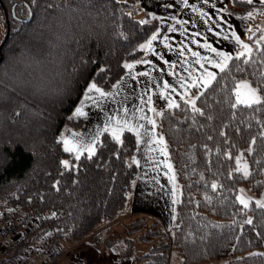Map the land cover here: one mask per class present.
Wrapping results in <instances>:
<instances>
[{"label": "trees", "instance_id": "obj_1", "mask_svg": "<svg viewBox=\"0 0 264 264\" xmlns=\"http://www.w3.org/2000/svg\"><path fill=\"white\" fill-rule=\"evenodd\" d=\"M225 10L251 18L246 43L264 32L263 4L230 0ZM3 25L0 202L50 214L58 245L82 242L128 206L139 175L137 140L130 131L120 139L104 133L94 153L76 159L63 147V132L84 126L73 113L86 89L111 90L144 56L159 20L140 0H0ZM243 46L206 89L165 109L153 98L176 186L175 223L171 234L145 216L122 232L109 227L105 246L122 249L125 260L170 264L175 251L183 264L229 256V264H264V253L249 255L264 250V206L238 197L242 186L264 191V39ZM242 80L258 88L260 102L237 104ZM239 156L248 176L238 170ZM137 243L150 247L136 255Z\"/></svg>", "mask_w": 264, "mask_h": 264}, {"label": "crops", "instance_id": "obj_2", "mask_svg": "<svg viewBox=\"0 0 264 264\" xmlns=\"http://www.w3.org/2000/svg\"><path fill=\"white\" fill-rule=\"evenodd\" d=\"M229 2L140 0L143 9L159 20L155 39L151 38L144 56L127 66L125 75L111 90L105 92L90 85L75 108L73 115L82 119L84 126L66 128L62 139L65 151L76 159L94 153L104 133L116 139L126 131L136 136L133 162L139 175L135 200L126 214L118 217L122 210L117 214L115 218L121 220L114 223L153 211L165 229H171L176 199L170 202L173 180L167 168L166 148L153 119V98L165 109L193 89H206L221 71L218 65H227L241 50L251 19L228 14L225 8ZM253 2L264 5L261 0ZM225 56L229 57L227 61ZM210 74L214 78L210 79Z\"/></svg>", "mask_w": 264, "mask_h": 264}, {"label": "rangeland", "instance_id": "obj_3", "mask_svg": "<svg viewBox=\"0 0 264 264\" xmlns=\"http://www.w3.org/2000/svg\"><path fill=\"white\" fill-rule=\"evenodd\" d=\"M5 34H6V28L3 25V26H1V29H0V42L4 38ZM263 39H264V32L260 35V37H257V39L254 40L253 43H246L247 42V40H246L243 43V45H247V50H250L251 48H254L253 44L255 42H257V44L260 45V43L262 42ZM244 48L245 47L243 46L242 49H244ZM252 89H255L257 95L260 97L258 88L256 86H254L253 84H251V82L249 80L240 81L237 85V88H236V102H237V104H254V103H257L253 100V98L251 96ZM237 165H238V170L241 171L244 174V176L249 175V168L247 165V161L243 158V156H239V158L237 159ZM167 168L169 171V177H170L171 181L173 180V182L171 183V201H170V202H172L173 200L175 201V199H176V186L174 183V177H173L171 167L168 166ZM135 186L136 185H134V188L132 191L133 193H131L132 195L129 196L128 206H126V208H124V210H122L120 212L118 217L126 214V212H128V208L131 205V202L133 200H135V197H134L135 191H137V190H135ZM238 197H239V201L244 205H249L251 202H256L257 204L264 206V191L261 192L260 194H257L255 191L252 192V190L249 187L242 186L240 188ZM149 212H150V210H149ZM173 213H171V216L173 218V224H172L170 230L165 229V227L163 226V223L161 222V218L157 214V212L151 211V213H147L144 216L150 222L155 220V219L159 220L161 225H162V228L167 233L171 234L173 232L174 223H175V210ZM134 218H136V217H134ZM134 218H132V219H134ZM115 219H120V218H114L113 221L103 224L102 226H100L96 230V232L94 234L90 235L89 237H87V239L83 240L82 242H79V243H76L73 245L65 244V243L60 244V246L62 248L66 249L68 251V256L63 259L61 264H135L134 258H132L133 260H131V259L125 260L123 258V251H121L122 249H119L116 247L115 248H109V247H106L105 245L102 248H100L96 244V238L95 237H96L97 233H99V232L105 233V239H106L108 236L107 230L109 227H113L120 232L123 231L122 226L126 222H124L123 220H122V222L117 220L118 222L116 221L117 223L115 222L116 223L115 224L114 223ZM135 246H136V255L144 254V252L150 247L146 243H137ZM259 253H264V250H255V251H252L251 253H249V255L250 254H259ZM233 258H234V256H229L228 258L222 259L218 262H214L213 264H229L228 262L230 260H232ZM170 264H183V260L177 255V253L175 251H173L171 253Z\"/></svg>", "mask_w": 264, "mask_h": 264}, {"label": "built area", "instance_id": "obj_4", "mask_svg": "<svg viewBox=\"0 0 264 264\" xmlns=\"http://www.w3.org/2000/svg\"><path fill=\"white\" fill-rule=\"evenodd\" d=\"M54 233L50 214L0 202V260L14 253L11 264H61L68 251L51 240ZM95 238L102 248L105 233L99 232Z\"/></svg>", "mask_w": 264, "mask_h": 264}, {"label": "snow or ice", "instance_id": "obj_5", "mask_svg": "<svg viewBox=\"0 0 264 264\" xmlns=\"http://www.w3.org/2000/svg\"><path fill=\"white\" fill-rule=\"evenodd\" d=\"M246 2L249 3V4H251V3H253V0H246ZM261 3H264V0H261ZM250 15H251V14H250ZM153 39H155V37H153ZM237 40H239V37H237ZM149 47H150V45H149ZM244 47L247 48V45H244ZM221 55H222V54H221ZM224 59H225V61H227V60L229 59V57L225 56ZM225 66H226V65H218V67H220L221 71H223V69H224ZM129 67H131V66H129ZM212 78H214V74H210V79H212ZM92 87L95 88V85H93ZM97 91H98V89H97ZM251 96H252V98H253V100H254L255 102H260V97L257 95L255 89H252ZM193 106H194V103H193ZM79 114L82 115L83 113L80 112ZM65 143H67V142H65ZM65 166L67 167V162H65ZM214 187H215V186H214ZM250 222H251V221H249V223H250Z\"/></svg>", "mask_w": 264, "mask_h": 264}, {"label": "water", "instance_id": "obj_6", "mask_svg": "<svg viewBox=\"0 0 264 264\" xmlns=\"http://www.w3.org/2000/svg\"><path fill=\"white\" fill-rule=\"evenodd\" d=\"M7 38V37H6ZM0 60H2V57L0 58Z\"/></svg>", "mask_w": 264, "mask_h": 264}]
</instances>
